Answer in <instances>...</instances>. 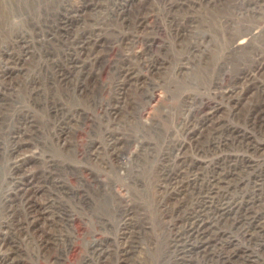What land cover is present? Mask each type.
Wrapping results in <instances>:
<instances>
[{"label": "rangeland", "instance_id": "obj_1", "mask_svg": "<svg viewBox=\"0 0 264 264\" xmlns=\"http://www.w3.org/2000/svg\"><path fill=\"white\" fill-rule=\"evenodd\" d=\"M0 264H264V0H0Z\"/></svg>", "mask_w": 264, "mask_h": 264}, {"label": "bare ground", "instance_id": "obj_2", "mask_svg": "<svg viewBox=\"0 0 264 264\" xmlns=\"http://www.w3.org/2000/svg\"><path fill=\"white\" fill-rule=\"evenodd\" d=\"M206 3H207V2H206ZM180 4H182V3H180ZM210 4H211V3H210ZM183 5H184V4H183ZM204 7H205V6H204ZM180 9H181V8H180ZM169 12H170V11H169ZM168 14H169V13H168ZM193 19H194V18H193ZM173 23H174V22H173ZM182 24H183V23H182ZM188 24H189V23H188ZM194 24H195V23H194ZM187 26H188V25H187ZM192 26H193V25H192ZM177 30H178V29H177ZM193 30H194V29H193ZM179 36H181V35H179ZM184 39H185V38H184ZM254 55H255V54H254ZM226 56H227V55H226ZM256 57H257V56H256ZM229 65H230V64H229ZM262 66H263V65H262ZM260 69H261V68H260ZM123 75H124V74H123ZM251 75H253V74H251ZM251 75H250V76H251ZM244 76H245V75H244ZM131 79H132V78H131ZM248 79H249V78H248ZM127 81H128V80H127ZM127 81H126V82H127ZM244 93H245V92H244ZM4 94H5V93H4ZM236 95H237V94H236ZM234 96H235V95H234ZM234 96H233V97H234ZM239 98H240V97H239ZM231 101H232V100H231ZM232 102H233V101H232ZM214 119H215V118H214ZM207 123H208V122H207ZM203 125H204V124H203ZM207 127H209V126H207ZM195 128H196V127H195ZM192 129H193V128H192ZM190 132H191V131H190ZM187 135H188V134H187ZM195 136H196V135H195ZM192 141H193V140H192ZM194 141H195V140H194ZM98 155H99V154H98ZM183 162H184V161H183ZM183 165H184V164H183Z\"/></svg>", "mask_w": 264, "mask_h": 264}]
</instances>
